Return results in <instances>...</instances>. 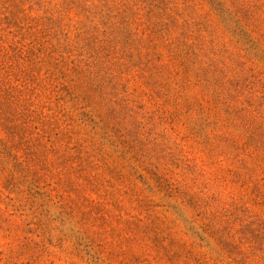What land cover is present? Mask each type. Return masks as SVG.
I'll return each mask as SVG.
<instances>
[{"label": "rangeland", "instance_id": "rangeland-1", "mask_svg": "<svg viewBox=\"0 0 264 264\" xmlns=\"http://www.w3.org/2000/svg\"><path fill=\"white\" fill-rule=\"evenodd\" d=\"M0 264H264V0H0Z\"/></svg>", "mask_w": 264, "mask_h": 264}]
</instances>
